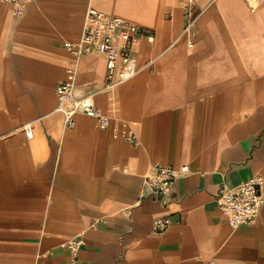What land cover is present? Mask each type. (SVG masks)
Masks as SVG:
<instances>
[{"label":"crops","instance_id":"1","mask_svg":"<svg viewBox=\"0 0 264 264\" xmlns=\"http://www.w3.org/2000/svg\"><path fill=\"white\" fill-rule=\"evenodd\" d=\"M90 8L141 28L138 72L107 91L104 57H80L76 94L112 121L67 130L63 45ZM155 164L189 169L166 204L142 189ZM250 180L264 181V3L28 0L14 16L0 2V264H264V207L232 229L216 201Z\"/></svg>","mask_w":264,"mask_h":264},{"label":"built area","instance_id":"2","mask_svg":"<svg viewBox=\"0 0 264 264\" xmlns=\"http://www.w3.org/2000/svg\"><path fill=\"white\" fill-rule=\"evenodd\" d=\"M28 0H0L2 4L12 6L14 16H22L24 3ZM249 9L255 11L264 0H245ZM187 24L185 32H190L195 23L192 11L186 13ZM141 33L137 25L117 17H111L103 12L90 8L85 16L81 37L76 42H65L64 48L69 53L71 61L65 70L64 79L56 87V111L63 116V125L67 130L75 126V118L85 115L98 121L100 129H107L111 124L110 115L97 110L90 94H76V76L80 57L93 53L101 54L105 60L106 76L104 90H111L132 78L138 72L137 58L134 52L136 37ZM126 139L137 143V136L130 130ZM189 173L187 166L178 169L165 165H151L149 172L143 178L142 189L162 204L171 199L172 189L178 178ZM216 201L225 215L229 226L235 229L242 225H253L264 207V181L250 180L236 187L222 185ZM167 220H156L153 223L155 231L163 232L168 227ZM78 239L66 243L71 251L76 252L81 245Z\"/></svg>","mask_w":264,"mask_h":264}]
</instances>
